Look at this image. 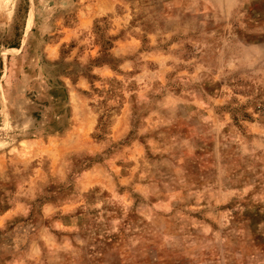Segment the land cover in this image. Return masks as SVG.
Listing matches in <instances>:
<instances>
[{
    "label": "rangeland",
    "instance_id": "obj_1",
    "mask_svg": "<svg viewBox=\"0 0 264 264\" xmlns=\"http://www.w3.org/2000/svg\"><path fill=\"white\" fill-rule=\"evenodd\" d=\"M0 264H264V0H0Z\"/></svg>",
    "mask_w": 264,
    "mask_h": 264
}]
</instances>
